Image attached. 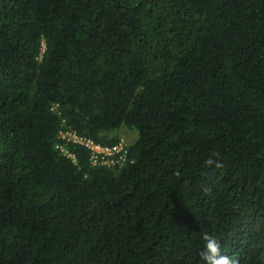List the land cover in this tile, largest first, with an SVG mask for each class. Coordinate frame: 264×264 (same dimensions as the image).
<instances>
[{"label":"trees","instance_id":"16d2710c","mask_svg":"<svg viewBox=\"0 0 264 264\" xmlns=\"http://www.w3.org/2000/svg\"><path fill=\"white\" fill-rule=\"evenodd\" d=\"M205 232L264 264V0H0V264H202Z\"/></svg>","mask_w":264,"mask_h":264},{"label":"built area","instance_id":"2783aa9c","mask_svg":"<svg viewBox=\"0 0 264 264\" xmlns=\"http://www.w3.org/2000/svg\"><path fill=\"white\" fill-rule=\"evenodd\" d=\"M59 137L66 142H75L86 147L90 151V158L94 164L122 166L127 160H129V149L127 147V138L125 135L122 136L117 143L111 146L103 145L91 137L80 135L77 131L65 127L61 129ZM58 147L66 156L76 161V155L70 152L64 144H59Z\"/></svg>","mask_w":264,"mask_h":264},{"label":"clouds","instance_id":"9594fccd","mask_svg":"<svg viewBox=\"0 0 264 264\" xmlns=\"http://www.w3.org/2000/svg\"><path fill=\"white\" fill-rule=\"evenodd\" d=\"M216 163L212 158L206 161L208 166ZM217 167L220 165L217 163ZM202 239L204 241L203 250L199 253L202 264H237L236 261L229 256L222 253L220 242L207 232L203 233Z\"/></svg>","mask_w":264,"mask_h":264},{"label":"rangeland","instance_id":"374dc122","mask_svg":"<svg viewBox=\"0 0 264 264\" xmlns=\"http://www.w3.org/2000/svg\"><path fill=\"white\" fill-rule=\"evenodd\" d=\"M130 135L128 134V136H126V138H128Z\"/></svg>","mask_w":264,"mask_h":264}]
</instances>
